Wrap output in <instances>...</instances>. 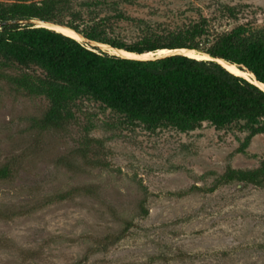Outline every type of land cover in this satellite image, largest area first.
I'll return each instance as SVG.
<instances>
[{
    "label": "rangeland",
    "instance_id": "rangeland-1",
    "mask_svg": "<svg viewBox=\"0 0 264 264\" xmlns=\"http://www.w3.org/2000/svg\"><path fill=\"white\" fill-rule=\"evenodd\" d=\"M128 14L204 15L219 33L264 27V0H130ZM49 108L0 80V168L12 170L0 180V264H264V184L209 191L229 167L260 166L263 135L245 142L241 124L148 130L89 99L44 130Z\"/></svg>",
    "mask_w": 264,
    "mask_h": 264
},
{
    "label": "trees",
    "instance_id": "trees-1",
    "mask_svg": "<svg viewBox=\"0 0 264 264\" xmlns=\"http://www.w3.org/2000/svg\"><path fill=\"white\" fill-rule=\"evenodd\" d=\"M129 6L130 0H0V24L10 23L0 30V80L50 101L40 128L63 127L68 106L89 99L148 130L187 132L204 124L217 129L241 124L249 133L245 142L264 136V91L216 60L194 53L199 58L135 60L98 46L135 56L165 49L196 51L235 65L264 84V27L243 23L217 33L204 15L145 20L128 14ZM30 20L70 28L86 42L24 24ZM11 177L9 166L0 168V180ZM233 183L263 185L264 160L253 170L229 167L209 191Z\"/></svg>",
    "mask_w": 264,
    "mask_h": 264
},
{
    "label": "water",
    "instance_id": "water-1",
    "mask_svg": "<svg viewBox=\"0 0 264 264\" xmlns=\"http://www.w3.org/2000/svg\"><path fill=\"white\" fill-rule=\"evenodd\" d=\"M8 24H10V23H5V24H0V30L5 26V25H8ZM24 24L25 25H32V26H35V27H46V28H49V29H52V30H54V31H57V30H55L54 28L55 27H60V28H64V29H68V30H71L72 32H74L75 34H77L78 36H80L81 38H82V40H85L80 34H78L77 32H75L74 30H72V29H70V28H67V27H63V26H60V25H55V24H52V23H46V22H43V21H37V20H30V21H26V22H24ZM57 32H59V31H57ZM59 33H62V32H59ZM63 34V33H62ZM65 35V34H64ZM67 36V35H66ZM70 37V36H69ZM79 41V40H78ZM86 41V40H85ZM79 42H82V41H79ZM91 44H93V43H91ZM101 47L102 46H104V45H100ZM182 50H187V49H178V50H170L171 52L169 53V54H166V55H155V56H151V58H147V59H135V60H155V59H159V58H163V57H167V56H173V55H183V56H187V55H185V54H183L181 51ZM120 51V50H119ZM187 51H190V52H192L191 50H187ZM126 52V51H125ZM193 52H195V53H197L196 51H193ZM198 55H202V56H204V57H207L206 58V60H216L219 64H221L223 67H225L224 66V64H227V65H229V66H235V65H232V64H230V63H228V62H226V61H224V60H221V59H214V58H212V57H210V56H208V55H204V54H199V53H197ZM116 55V54H115ZM117 56H119V55H117ZM120 57H122V56H120ZM187 57H189V56H187ZM125 58V57H124ZM128 59H130V58H128ZM132 59V58H131ZM235 67H237V66H235ZM226 68V67H225ZM238 68V67H237ZM227 69V68H226ZM239 69V68H238ZM240 70V69H239ZM247 73H249V72H247ZM250 74V73H249ZM252 76H253V78H254V80H255V82H253V81H251V80H248L247 78H245V79H247L248 81H250L251 83H253V84H255V85H257L258 87H260L263 91H264V89L261 87V86H263L264 87V84H262V83H260V82H258L257 80H256V77L253 75V74H251ZM239 76V75H238ZM241 77H243V76H241Z\"/></svg>",
    "mask_w": 264,
    "mask_h": 264
},
{
    "label": "bare ground",
    "instance_id": "bare-ground-1",
    "mask_svg": "<svg viewBox=\"0 0 264 264\" xmlns=\"http://www.w3.org/2000/svg\"><path fill=\"white\" fill-rule=\"evenodd\" d=\"M56 30H57V28H56ZM59 31V30H58ZM60 32V31H59ZM63 34H65V35H67L68 33H64V32H62ZM67 36H70V35H67ZM70 37H73L74 39H76L75 37V35H72V36H70ZM124 51V50H123ZM171 51L170 50H160V51H158L156 54H152V53H149V54H152V55H162V54H164V55H166V54H169ZM183 54H185V55H187V56H189V57H192V58H199V57H197L196 55H194V54H197V53H195V52H190V51H187V50H182L181 51ZM117 53H118V55L119 56H122V57H125V58H132V59H141L143 56H141V55H138V56H140L139 58H137V56H135V55H130V54H126V53H124V52H122V51H117ZM127 53H129V52H127ZM192 53H194V54H192ZM143 55V54H142ZM202 56V55H201ZM207 57H205V59H206ZM224 66L227 68V70H229L230 72H232V73H234V74H236V75H239V76H243V77H245V78H247L248 80H251V81H253V82H255L254 80H252L251 78H250V74L249 73H247V72H243V71H241V70H239L237 67H235V66H229V65H227V64H224ZM253 77V76H252ZM254 79V78H253ZM263 89H264V87L263 86H261Z\"/></svg>",
    "mask_w": 264,
    "mask_h": 264
}]
</instances>
